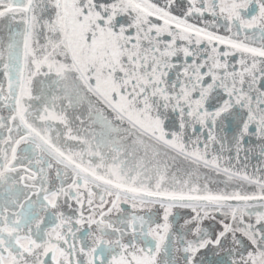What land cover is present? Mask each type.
I'll return each instance as SVG.
<instances>
[{
    "label": "snow or ice",
    "instance_id": "6c2138e0",
    "mask_svg": "<svg viewBox=\"0 0 264 264\" xmlns=\"http://www.w3.org/2000/svg\"><path fill=\"white\" fill-rule=\"evenodd\" d=\"M0 264H264V0H0Z\"/></svg>",
    "mask_w": 264,
    "mask_h": 264
},
{
    "label": "water",
    "instance_id": "95a60500",
    "mask_svg": "<svg viewBox=\"0 0 264 264\" xmlns=\"http://www.w3.org/2000/svg\"><path fill=\"white\" fill-rule=\"evenodd\" d=\"M252 163H256V160H255V159H253Z\"/></svg>",
    "mask_w": 264,
    "mask_h": 264
}]
</instances>
